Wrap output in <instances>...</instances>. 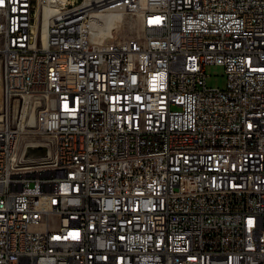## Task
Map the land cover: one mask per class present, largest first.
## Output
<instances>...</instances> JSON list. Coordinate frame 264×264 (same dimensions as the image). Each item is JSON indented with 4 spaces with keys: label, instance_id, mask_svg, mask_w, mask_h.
I'll list each match as a JSON object with an SVG mask.
<instances>
[{
    "label": "built area",
    "instance_id": "1",
    "mask_svg": "<svg viewBox=\"0 0 264 264\" xmlns=\"http://www.w3.org/2000/svg\"><path fill=\"white\" fill-rule=\"evenodd\" d=\"M0 65V264H264V0H0Z\"/></svg>",
    "mask_w": 264,
    "mask_h": 264
},
{
    "label": "rangeland",
    "instance_id": "2",
    "mask_svg": "<svg viewBox=\"0 0 264 264\" xmlns=\"http://www.w3.org/2000/svg\"><path fill=\"white\" fill-rule=\"evenodd\" d=\"M129 18L126 17V24L122 26V33L121 34H131L133 32V27H130L127 24V20ZM1 68V65H0ZM206 74L208 75L206 79V84L209 87H220L223 88L226 85V75L224 71V67L218 64H209L206 66ZM31 118V117H30ZM29 126L26 131L21 136V143L19 139V143L21 149H24L26 145H31L32 143H37L38 146L45 145V139L43 135L39 133L38 127L35 122L28 121ZM33 124V125H32ZM24 147V148H23ZM46 147V146H44ZM47 149V148H46Z\"/></svg>",
    "mask_w": 264,
    "mask_h": 264
},
{
    "label": "bare ground",
    "instance_id": "3",
    "mask_svg": "<svg viewBox=\"0 0 264 264\" xmlns=\"http://www.w3.org/2000/svg\"><path fill=\"white\" fill-rule=\"evenodd\" d=\"M119 20H121V17L119 15H110V16H108L105 19V26H104L105 29L109 30V29H111V28H113L115 26H116V28H118L119 26H121V25H118V23H117ZM114 24H116V25H114ZM30 117H29L30 122L33 123L35 121V115L31 114ZM19 139H20V137H13V147H20Z\"/></svg>",
    "mask_w": 264,
    "mask_h": 264
},
{
    "label": "water",
    "instance_id": "4",
    "mask_svg": "<svg viewBox=\"0 0 264 264\" xmlns=\"http://www.w3.org/2000/svg\"><path fill=\"white\" fill-rule=\"evenodd\" d=\"M47 155V149L44 146H27L26 158H41Z\"/></svg>",
    "mask_w": 264,
    "mask_h": 264
}]
</instances>
